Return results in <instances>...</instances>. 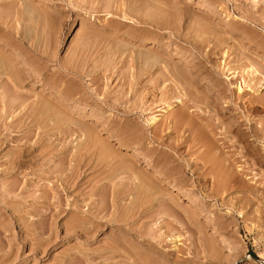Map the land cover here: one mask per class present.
<instances>
[{"label":"rangeland","instance_id":"1","mask_svg":"<svg viewBox=\"0 0 264 264\" xmlns=\"http://www.w3.org/2000/svg\"><path fill=\"white\" fill-rule=\"evenodd\" d=\"M0 56L20 77L0 75V264H112L149 232L176 264H264V0H0ZM210 102L243 122V150L223 155L240 169L226 191L205 147L169 129L189 106L216 124ZM155 160L172 187L149 183Z\"/></svg>","mask_w":264,"mask_h":264},{"label":"bare ground","instance_id":"2","mask_svg":"<svg viewBox=\"0 0 264 264\" xmlns=\"http://www.w3.org/2000/svg\"><path fill=\"white\" fill-rule=\"evenodd\" d=\"M2 54V53H1ZM2 55H5V54H2ZM147 55V54H146ZM145 55V57H146V59H147V56ZM6 57V56H5ZM0 58H2V56H0ZM4 58V57H3ZM149 58V57H148ZM153 58V57H152ZM154 59H156V58H154ZM154 59H152L151 61H153ZM5 59H1L0 60V75H1V77H2V74L4 73V74H6L5 76L7 77V76H9V78H10V80H11V82H13V83H15L16 85H17V77H18V82L20 81V77H19V75L18 74H16L17 72H16V69L15 70H13L12 69V67L14 66V64H12V63H10L11 65H13V66H11V65H9V64H7L8 62H9V60H7V62H5L4 61ZM148 61H149V59H148ZM156 62H157V60H155ZM154 64V63H153ZM14 71L15 72V75L13 74L14 72H11V71ZM17 75V76H16ZM19 84V83H18ZM20 85V84H19ZM19 87V86H18ZM238 90H240V88H238ZM196 101V100H195ZM182 102V101H181ZM203 103H204V101H203ZM202 103V104H203ZM208 104V103H207ZM232 103H228L227 102V104H226V106H224V105H221V104H219V103H216V102H210V104L207 106V108H208V110H209V112H207L208 110H206V112L207 113H212L213 114V117H214V121H216L217 123L216 124H206V122H205V124L203 123H201V122H199V118H201L202 119V117L200 116L199 118H197V117H195L194 119H196L197 118V122H196V120H192L191 118H193L191 115H192V113H191V115H190V111H189V107H188V109H186L185 108V106H184V108L186 109V110H188L189 111V115L191 116H189V115H186V114H188V112L186 111H184V109L182 110V111H184V113H182V114H180L179 116H178V118L176 119L175 117H176V115H174V119H176V120H173L174 122H172L173 124H172V126L171 127H169V129H173L174 128V130L175 131H177V132H183V134H184V136H185V134L186 133H188V136H185L184 137V139L186 138V140L187 139H189L190 140V142H192L191 140H193V142L194 143H192V146H193V144H196L195 146H197V144H202V146L203 147H205V153H204V151H203V154H204V156L207 158H205V161L206 160H208V162L206 163L205 161L202 163V164H208L209 165V162L211 163L212 162V164L213 165H209V166H212L211 167V169H214L213 170V175H214V178H218V180L220 179L221 180V188L222 189H224L223 187H225L226 188V186H230V184H232V182L234 183V182H236V179H238V178H236L238 175H239V171H240V169H239V171L237 172V167H233V168H231L232 166H234V162H235V159L233 160L234 162H232V161H228V159H227V156H226V159L224 158V153H226V150L228 149L229 150V148H235L236 150H238V149H241V150H243V148H242V146H240V145H242L241 143H242V141L241 140H243V139H241L242 138V136L240 137V135H242V134H240L239 133V131L240 130H238L242 125H243V122L240 120V117H238V114H232V116H227V118L229 117V119L227 120L228 121V123H226V121L225 122H223L222 121V116H223V119L225 118V116H226V113L228 112V111H230V110H232ZM195 106H197V105H195ZM201 107V106H200ZM199 106H198V108H200ZM204 108H206L205 107V104H204ZM202 110H204V109H202ZM205 111V110H204ZM203 111V112H204ZM181 113V112H180ZM186 113V114H185ZM205 113V112H204ZM187 116H189V117H187ZM195 116V115H194ZM197 116V115H196ZM156 121V119L155 118H153L152 120H150V125H153V124H155L154 122ZM202 121V120H201ZM204 122V121H203ZM218 129H221V131L220 132H216V131H218ZM236 130H238L237 132H236ZM179 132V133H180ZM170 134V133H169ZM172 134V133H171ZM218 134L220 135V137L222 136V135H224V137H218L217 139L214 137V136H218ZM155 135V134H154ZM181 135H182V133H181ZM187 135V134H186ZM228 136H231V140L230 141H226L225 139L228 137ZM215 138V139H214ZM153 139V138H152ZM155 139V138H154ZM183 139V138H182ZM183 139V140H184ZM155 140H158V139H155ZM161 140V139H160ZM221 140H223V143L221 142V144H218V141L220 142ZM157 142V141H156ZM182 142V141H181ZM186 142V141H185ZM244 142H245V140H244ZM162 143V142H161ZM160 143V144H161ZM182 144V143H181ZM186 144V143H185ZM188 144V143H187ZM161 145H164V143L163 144H161ZM225 145H227V146H225ZM166 146V145H165ZM179 146V145H178ZM190 146H191V144H190ZM225 146V147H224ZM179 147H181V146H179ZM241 147V148H240ZM156 148V147H155ZM154 148V151L157 149H155ZM191 148V147H190ZM225 148H227L226 150H225ZM244 148H246L245 146H244ZM179 149V148H178ZM204 149V148H203ZM163 150V149H162ZM177 150V149H176ZM245 150V149H244ZM153 151V152H154ZM157 151V150H156ZM225 151V152H224ZM151 152H152V150H151ZM160 152H163V151H160ZM173 152H175V151H173ZM132 153V152H131ZM167 153V152H166ZM165 153V154H166ZM172 153V152H171ZM152 154H154V153H152ZM182 154V153H181ZM202 154V155H203ZM135 155V154H134ZM160 156L162 155V154H159ZM169 155V154H168ZM224 155V156H223ZM227 155V154H226ZM23 156V155H22ZM159 156V157H160ZM146 157V156H145ZM164 157V156H163ZM172 157V156H171ZM174 157V159L176 160V158H175V155L173 156ZM202 157V156H201ZM166 158V157H165ZM164 158V159H165ZM167 158H168V156H167ZM166 158V159H167ZM181 158H182V156H181ZM144 159V158H143ZM156 159H158V158H156ZM171 159H173V158H171ZM170 159V160H171ZM199 159H201L200 157H199ZM203 159H204V157H203ZM175 160H173L174 162H175ZM202 160V159H201ZM201 160H199L197 163H199ZM164 161L165 160H163V163H162V166H161V162L159 161V160H155L154 162H152V163H148V165L147 166H149L148 168H150L151 167V170L153 171V176L152 177H154L155 178V180H154V178H150V176L152 175H150V173H149V177L146 175V177H144L143 176V174H140L139 173V176H143V177H140V179L141 178H143L142 180V183H145L146 184V179L145 178H150L149 179V183L152 181V182H155L156 184H160V183H165V185H168L169 187H172V180H171V182H170V179L171 178H173V179H175L176 177H177V175L174 173L175 171H172L173 169L171 168V167H169V168H171L172 170H170L169 172H166L167 170H165V171H163L166 167H164V168H162L163 167V165H164ZM172 161V162H173ZM226 161H228V162H231V163H229V165H227L226 163ZM238 161V160H237ZM126 163V162H125ZM169 163V162H168ZM201 163V162H200ZM123 165H126V164H124V163H122ZM172 164V163H171ZM175 164V163H174ZM204 164V165H205ZM168 165V164H167ZM169 165H170V163H169ZM203 165V166H204ZM127 166V165H126ZM126 166H121L120 168L121 169H123V168H125V171L127 172V174L129 175L130 173H128V172H130V171H127L128 169L127 168H130L131 170H132V172H133V167L131 168L130 166H128V167H126ZM173 166V165H172ZM191 166V165H190ZM208 166V167H209ZM231 166V167H230ZM115 167H118L119 168V166L117 165H115ZM194 167V166H193ZM205 168L207 167V165H205L204 166ZM207 167V168H208ZM137 168V167H136ZM136 168H135V170L134 171H136ZM175 168H177V167H175ZM195 168V167H194ZM194 168H192V169H194ZM202 168V167H201ZM205 168L203 169V170H205ZM112 169H114L115 170V168L113 167V168H111V170ZM127 169V170H126ZM167 169V168H166ZM191 169V168H190ZM192 169H191V171H192ZM195 169H197V167L195 168ZM232 169H234L236 172H237V175H236V177H234L235 175H234V173H233V170ZM110 170V171H111ZM117 170V169H116ZM120 170V169H119ZM177 170V169H176ZM198 170H201L200 168L198 169ZM197 170V171H198ZM209 170H210V167H209ZM118 171V170H117ZM178 171V173H179V169L177 170ZM184 171V170H183ZM186 171V170H185ZM195 171V170H194ZM197 171H196V173H197ZM234 171V172H235ZM112 172V171H111ZM119 172H122L123 173V175H124V172L121 170V171H119ZM136 172H138V171H136ZM148 172V171H147ZM181 172V171H180ZM207 172V171H206ZM205 172V173H206ZM235 172V173H236ZM113 173H114V171H113ZM116 173V172H115ZM115 173L113 174L114 176H112V177H114L115 178V176H117V175H115ZM177 173V172H176ZM186 173V172H185ZM194 173V172H193ZM203 173V172H202ZM205 173H203L204 174V176H205ZM208 173V172H207ZM206 173V174H207ZM126 174V173H125ZM133 174H134V172H133ZM181 174V173H180ZM179 174V175H180ZM195 174V173H194ZM200 174V173H199ZM202 174V175H203ZM122 175V174H121ZM120 175V176H121ZM137 175H138V173H137ZM175 175H176V177H175ZM182 175V174H181ZM202 175H199V178L200 177H202ZM209 175V173L207 174V176ZM234 175V176H233ZM119 176V175H118ZM117 176V177H118ZM119 176V177H120ZM131 176V174L129 175V177ZM196 176V175H195ZM198 176V175H197ZM207 176H205L204 178H201V181H200V183L202 182L203 184L202 185H204V183L206 182L205 180H209V179H207L208 177ZM211 176V175H210ZM138 177V176H137ZM175 177V178H174ZM180 177V176H179ZM213 177V176H212ZM109 178H110V175H109ZM131 178H133V176L131 177ZM131 178H129L130 180H131ZM183 178V177H182ZM182 178H180V179H182ZM240 178V177H239ZM116 179H118V178H115V180ZM154 181H153V180ZM184 179V178H183ZM183 179H182V181H183ZM196 179V178H195ZM198 179V178H197ZM213 179V178H212ZM216 179H214V182H216V184L218 185V184H220L219 182H220V180H219V182H218V180L217 181H215ZM108 180V179H107ZM110 180H112V179H110ZM109 180V181H110ZM127 180V179H126ZM126 180L124 179L122 182L120 181V184H124V181H125V183H126ZM130 180H127L130 184L133 182L134 183V181L132 180V182L130 181ZM177 180V179H176ZM239 180V179H238ZM114 181V179L112 180V182ZM157 181V182H156ZM182 181H181V183H182ZM198 181V182H199ZM213 181V180H212ZM241 181V180H240ZM240 181H238L237 182V186L238 185H240L239 184V182ZM105 182V181H104ZM147 182H148V179H147ZM174 182V181H173ZM186 182H187V180H186ZM213 182V183H214ZM218 182V183H217ZM132 183V184H133ZM136 183H138V186H139V183L140 182H136ZM175 183V182H174ZM177 183V182H176ZM241 183V182H240ZM116 183H114L113 185H115ZM120 184H118V185H120ZM126 184H128V183H126ZM130 184L129 185H125V186H130ZM145 184H143V187L145 186ZM151 184H154V183H151ZM183 184V183H182ZM150 185V184H149ZM148 185V186H149ZM164 185V184H163ZM178 185V184H177ZM199 185H201V184H199ZM234 185H236V183L234 184ZM234 185L233 186H230L229 187V189H232L233 187H234ZM116 186H117V184H116ZM115 186V187H116ZM132 186H134L135 187V183H134V185H132ZM141 186H142V184H141ZM141 186H139L140 188H139V192L141 193L142 192V190H145V189H147V188H145V189H143V187L141 188ZM150 186H152V185H150ZM154 186H158V185H155L154 184ZM159 186H161V185H159ZM158 186V187H159ZM173 186H174V184H173ZM176 186V185H175ZM215 184H214V189H215ZM114 187V188H115ZM119 189V191H121L120 190V187L119 186H117ZM153 187V186H152ZM178 187V186H177ZM219 187H220V185H219ZM236 187V186H235ZM241 187V186H240ZM113 188V189H114ZM121 188H123V190L125 189V190H129V191H131V192H134V188L133 187H131L130 186V188L128 187V188H124L123 186H121ZM134 190H133V189ZM150 188L151 187H148V190H150ZM117 189V188H116ZM138 189V188H137ZM136 189V191H138ZM159 189H160V187H159ZM159 189L158 188H155V191L156 190H158L159 191ZM164 189H165V187H164ZM167 189V188H166ZM214 189H212V191L214 190ZM217 189V188H216ZM228 189V190H229ZM234 189V188H233ZM118 190H113L114 192H117ZM123 190H122V194H125L126 195V197H127V194H126V191H124V193H123ZM133 190V191H132ZM152 190H153V192L155 193V191H154V187L152 188ZM151 190V191H152ZM202 190V189H201ZM227 189H224V191H226ZM113 191H111L112 193L111 194H113ZM147 191V190H146ZM151 191H149L148 193L149 194H151L152 192ZM158 191H156L157 193H158ZM216 192L218 191V190H215ZM214 191V193H216ZM131 192H129V193H131ZM139 192H136L137 194H139L140 196H138V197H140V199H141V197L144 195V193H146V192H142V195L139 193ZM120 193V194H121ZM128 193V194H129ZM136 193H135V195H136ZM148 193H147V195H148ZM153 193V194H154ZM157 193H155V195H157ZM161 193V192H160ZM159 193V194H160ZM163 193H165V192H163ZM170 193H172V192H170ZM176 193H179V195L180 196H184L185 194H184V191H181V190H177L176 189ZM183 193V194H182ZM213 193V192H212ZM213 193V194H214ZM219 193V191L217 192V195H219L218 194ZM221 193H222V191H221ZM119 194V193H118ZM117 194V196L115 195V194H113V196L115 195L116 197H118L119 195ZM121 194V195H122ZM158 194V195H159ZM173 194V193H172ZM209 194V193H208ZM212 194V195H213ZM125 195H123V196H125ZM145 196V197H148V196ZM161 195V194H160ZM162 195H164V194H162ZM165 195H166V193H165ZM164 195V196H165ZM174 195V194H173ZM177 195V194H176ZM221 195V194H220ZM128 196H130V195H128ZM134 196V195H133ZM153 196V198H154V195H152ZM167 196V195H166ZM165 196V197H166ZM186 196V195H185ZM206 196V195H205ZM120 198H121V196H119ZM118 197V198H119ZM136 197V196H135ZM150 197H151V195H150ZM163 200L164 199H166L167 200V198H164L163 196H160ZM168 197V196H167ZM173 197H175V195L173 196ZM177 197H178V195H177ZM206 197H210V196H206ZM129 198V197H128ZM153 198L151 197V199L153 200ZM156 198V197H155ZM154 198V200H156ZM114 199H116V198H113V201L115 202V200ZM123 199V198H122ZM125 199V198H124ZM136 199V198H135ZM137 199H139V198H137ZM143 199V201H142V204H143V208L146 206V204H145V206H144V197L142 198ZM148 199L149 200H151L149 197H148ZM160 199V198H159ZM120 200V199H119ZM126 200V199H125ZM124 200V201H125ZM128 200V199H127ZM130 200V199H129ZM132 200L135 202L136 200H134V198L132 197ZM131 200V201H132ZM147 200V199H146ZM149 200H147V201H145V203H147ZM153 200V201H154ZM165 200V201H166ZM169 200H171V198L170 199H168V201ZM121 201V200H120ZM118 202V205H116V206H118V210L122 207V208H126V206L125 205H128V204H125V205H123L122 203H123V201H122V203L121 202ZM132 201V203L130 204V201H129V206L127 207V208H133V204H135L136 205V203H134ZM140 201V202H141ZM153 201H152V203H153ZM158 201H160V200H158V198H157V202ZM177 201V200H176ZM175 201V202H176ZM139 202V203H140ZM156 201L154 202L155 204L157 203ZM161 202V201H160ZM119 203H121V204H119ZM126 203V202H125ZM153 203V204H154ZM168 203V202H167ZM167 203H162L161 202V205H162V207H161V205L159 204L158 205V207L160 208V211L161 212H164V213H166L165 215H168L167 213H171L172 211H173V207L175 206H172L174 203L172 202L171 204H170V201H169V203L167 204ZM178 203V202H177ZM142 204L141 205H139V206H141V207H139V206H137L136 205V207L139 209V208H142ZM153 204H152V206H153ZM170 204V205H169ZM115 205V204H114ZM114 205H113V208H115V209H117V207H114ZM132 205V206H131ZM124 206V207H123ZM176 207H179V206H177L176 205ZM136 208V209H137ZM162 208H163V211H162ZM180 208V207H179ZM175 209V208H174ZM177 209V208H176ZM175 209V210H176ZM180 209H183V208H180ZM125 210H128V209H125ZM174 210V212H177V210L175 211ZM117 211V210H116ZM159 211V212H160ZM183 211V210H182ZM159 212H158V214H159ZM187 212V211H186ZM185 212V210H184V213H186ZM163 213V214H164ZM188 213V212H187ZM186 213V214H187ZM160 214H162V213H160ZM172 214V213H171ZM174 214V213H173ZM185 214V216H188L189 217V214L188 215H186ZM170 215V214H169ZM175 215V219L176 220H178V216H176L177 215V213H175L174 214ZM160 216V215H159ZM163 216V215H162ZM161 217V216H160ZM164 217H166V216H164ZM173 217V216H172ZM187 217V219H189L190 220V218H188ZM163 218V217H162ZM168 218H169V220H170V218H171V215H170V217L168 216ZM173 218V219H174ZM173 219H171V221L173 220ZM192 219L193 218H191V220L190 221H192ZM119 221V220H118ZM117 221V223H119ZM193 223V222H192ZM154 235L155 233H153V232H149L148 233V235H150V237H152L153 239H152V242L151 241H149L150 243H149V247H147V242H146V248H140V247H138V246H136L135 244H133V242L132 241H130V242H128V245H126V244H124V246H122V247H120V245H119V249L117 250V251H114L113 253L115 254V261L114 262H112V264H155V263H157V259L155 260L154 258H156V256H154L153 257V259H152V261L150 260L151 258V255L150 254H148V253H151V254H154V253H157V254H159L158 256H160V255H162V253H161V249H158L157 248V244L154 246V244L152 245L151 243H153V240H154V238L156 237V234L154 235V236H152V234ZM172 234L173 233H171V235L170 236H172ZM144 235V234H143ZM143 235H141V238H143L144 236ZM146 235V234H145ZM174 236H175V234H174ZM174 236H172L173 238H174ZM146 237H147V235H146ZM172 237H170V239L171 240H173L172 239ZM148 238H149V236H148ZM178 239V238H177ZM150 240H151V238H150ZM132 243V244H131ZM145 244V243H144ZM159 244V243H158ZM172 248H174V249H176V246H172ZM144 249V250H143ZM179 250H180V248H179ZM178 250V251H179ZM46 251V250H45ZM145 251L147 252L146 254H145ZM181 251H182V249H181ZM44 253V252H43ZM164 253V252H163ZM148 254V256L147 257H145L144 255H147ZM171 254H173V253H171ZM121 255H123L124 257H121ZM163 257L165 256V257H167V258H165V259H170L169 257H168V255H167V253L164 255H162ZM171 256V255H170ZM118 257L119 258H124V260H120V259H118ZM148 257L150 258V259H148ZM162 259V258H161ZM161 259H160V261L158 262L159 264H163L162 262H161ZM164 259V258H163ZM163 259H162V261H163ZM211 259V258H210ZM153 260H155L154 262L155 263H153ZM214 260V259H213ZM213 260H211V261H213ZM165 261V260H164ZM169 261H173L174 262V264H176L177 263V261H174L173 259L172 260H169Z\"/></svg>","mask_w":264,"mask_h":264}]
</instances>
